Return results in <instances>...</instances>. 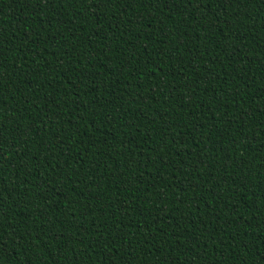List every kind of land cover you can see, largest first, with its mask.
<instances>
[{"label":"trees","instance_id":"16d2710c","mask_svg":"<svg viewBox=\"0 0 264 264\" xmlns=\"http://www.w3.org/2000/svg\"><path fill=\"white\" fill-rule=\"evenodd\" d=\"M0 264H264V0H0Z\"/></svg>","mask_w":264,"mask_h":264}]
</instances>
